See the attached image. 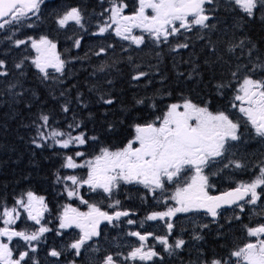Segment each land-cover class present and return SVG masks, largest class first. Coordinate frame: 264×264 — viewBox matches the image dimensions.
Returning a JSON list of instances; mask_svg holds the SVG:
<instances>
[{"label":"snow or ice","instance_id":"snow-or-ice-1","mask_svg":"<svg viewBox=\"0 0 264 264\" xmlns=\"http://www.w3.org/2000/svg\"><path fill=\"white\" fill-rule=\"evenodd\" d=\"M44 3L45 0H0V30L12 33L4 39L17 47L25 44V40L14 39V32L19 31V25L23 24L26 19L35 17L38 21L41 6ZM126 7L123 0H110V7L105 11L110 12L111 15L102 26L98 27V32L94 35L103 34L112 29L117 37L139 47L149 38L157 45L167 44L170 43L169 38L180 35L181 30L191 33L195 29L198 33L196 39L205 41L204 47L207 49L208 58L204 60V65L213 73L219 70L221 74L229 77L216 84L218 94L223 95V90L233 81L237 83L231 108L238 109L244 119L231 118V113L227 110H210V101L196 103L191 98L182 96L179 101L168 104L166 110L161 115L155 116L153 120L134 123L132 125L134 135L123 147L115 149L101 147L96 155L87 159L83 164L76 163L72 156H66L62 167L87 168L86 178L75 175L64 177L57 175L58 181L63 179L72 182L73 187L71 188L65 185L67 195L80 198L81 203L87 205L88 208L85 212L71 205H65L58 218L57 235H62L59 230L72 227L79 229V238L67 245L68 249L74 250L75 256H80L81 250L87 243L101 234L99 228L102 221L113 223L114 220L129 215L128 211H115L109 214L101 210L96 203L84 200L79 191L82 185L89 186L93 191L101 189L111 196L113 189L121 181L142 184L149 191L163 190L165 181L175 183V190L170 197H166L174 201L175 206L168 207L166 211L151 212L146 217L148 221L168 218L165 223L169 235L174 227L171 218L177 213H202L212 218L210 223L218 224V218L224 206H238L240 211H243L245 203L256 204L261 196L257 189L264 186V162H262L259 174L251 182H240L237 187L221 192L219 195L210 194V190L214 187L210 183V177L218 175L224 169L245 167L241 160L234 158L235 153L232 151L234 147L232 142L241 141L246 134V131L241 130L242 127L246 130L250 125L255 136L264 140V54L253 56L258 45L247 36L234 42L237 31L243 30L248 20L257 19V13H259L260 22L264 23V0H138V7L130 15L124 14ZM218 7H223L225 11L240 10L241 15L234 18L231 29H218L217 23L212 22L216 20L214 13ZM82 20L81 10L78 7H72L58 16L56 23L64 28L71 21L83 28ZM27 26L32 27L33 25L28 24ZM135 29L141 30V34H134ZM213 32L218 33L216 40L212 39L211 33ZM221 32L223 35H219ZM189 39L190 37L185 36L186 42L176 43L171 47V51L176 52L178 49L189 48L190 43L187 42ZM28 40L36 53L32 58V64L42 74L43 80L55 81L57 78L51 76L48 69L51 68L56 73L63 74L67 63L57 53L56 43L47 36H41L39 40L28 37ZM80 44V39H76L75 47H80ZM111 47L113 46L108 45V48ZM237 49L241 53L239 56L236 55ZM106 52L107 48L100 47L95 55L99 56ZM241 56H246V63L240 62ZM186 62L193 63L192 61ZM22 64L23 60L16 63L14 67L21 69ZM105 67L102 64L97 71L103 72ZM177 74L184 75V73ZM200 74L199 65L193 63L188 78L191 79L194 75L200 76ZM8 75L6 61L0 59V77ZM20 75H23V72ZM148 75L147 72L137 71L131 76V80L139 81ZM106 83L111 85L112 80L109 79ZM17 86L16 83H9L7 92L14 97H22L23 91H14ZM91 90L98 91L95 86ZM60 96L63 97L64 93L61 92ZM75 99L82 107H87L82 94L78 93ZM97 102L110 106L115 103V98L107 92L98 91ZM145 102L144 98H140L136 99L134 104L140 105ZM69 105L70 102L64 103L61 110L64 113L69 112ZM151 107L155 108V103ZM39 119L42 123L36 125V128L37 137L41 141L51 140L62 148H68L70 144L84 145L89 139L98 140V137H86L82 132L72 136L70 133L50 129L46 133L42 129L48 127L50 116L41 114ZM75 127L79 128L80 124L77 122ZM114 127V123L108 124L109 131H112ZM32 143L37 147L42 146L36 139H33ZM51 146L49 144V147ZM75 155L83 157L85 154L76 152ZM211 169L215 171H210ZM249 196L250 198L245 200V197ZM26 197V201L21 198L16 201V204L20 205L27 212L28 219L35 221L39 227L31 233L12 229L10 225L15 223L19 213L15 208L5 207L2 213L5 226L0 227V237H7L9 242L13 237H20L27 243L28 248L20 251L18 257H14V250L9 243L0 240V264H26L25 258L29 257V253L37 251V246L32 242L41 241L44 233L52 231L41 224V217L47 210L44 197H37L31 191L26 193ZM114 204L119 205L120 201L116 200ZM112 206L109 205V207ZM239 218L238 214L234 217L236 220ZM127 223L135 222L128 220ZM200 227L206 229L209 224H202ZM219 227L222 229L223 225ZM129 235L138 237L141 243L139 247L132 248L128 253V258L149 261L160 255L153 247L144 250V241L153 233L142 235L137 231ZM247 235L255 237V242L249 241L242 247L235 248L227 258L206 260L203 264H233L232 258H235V264H264V238H262L264 237V224L247 227ZM155 239L163 245L164 251L169 255L186 244L182 238H177L174 244L169 243L168 236H156ZM193 239L199 241L203 237L197 233ZM95 250L99 251L98 248ZM48 255L59 259L62 253L56 248H51ZM32 264H40V261L32 258ZM69 264H75V260L70 261ZM101 264H117V261L113 255H106Z\"/></svg>","mask_w":264,"mask_h":264},{"label":"trees","instance_id":"trees-1","mask_svg":"<svg viewBox=\"0 0 264 264\" xmlns=\"http://www.w3.org/2000/svg\"><path fill=\"white\" fill-rule=\"evenodd\" d=\"M123 3L127 5L125 13H132L138 7V0H123ZM109 6L110 0H45L41 6L40 19H26L19 25V31L14 32V39L25 40V44L19 47L4 39L12 34L10 31L0 30V59L6 61L9 73L7 77H0V217L5 206L19 207L16 201L21 198L25 200L28 191L38 195L37 197H44V203L52 204L51 208L57 212L61 203L81 202L80 198L67 195L65 185L71 188L72 182L63 179L58 181L57 175L86 178L87 168H64L62 165L65 157L72 156L76 163L83 164L96 155L101 147H123L134 135V123L153 120L166 110L168 104L179 101L182 96L189 97L196 103L210 101V110H227L231 113V118L235 119L234 115H237L241 120L244 119L237 109L231 108L237 83L233 81L223 90V95L218 94L216 84L229 77L219 70L213 73L204 65V60L208 58L207 49L204 47L205 41L196 39L198 33L195 29L191 33L181 30V34L170 37V43L167 44L157 45L149 38L139 47L117 37L111 30L94 35L105 22V10ZM72 7L81 10L83 28L74 22H69L64 28L56 23L58 16ZM214 15L216 20L212 22L217 23L218 29H231L234 18L241 15V12L239 9L225 11L223 7H218ZM258 17L259 13L257 19L248 20L244 29L237 31L234 40L238 42L241 37L247 36L256 42L258 49L253 54L254 57L264 54V23ZM28 24L33 26L28 27ZM136 34L141 32L137 31ZM41 36L53 40L61 59L67 62L63 74L48 69L50 75L57 78L55 81L43 80L42 74L32 64L34 51L28 37L38 40ZM185 36L190 37L187 41L190 47L171 51L176 43L186 42ZM211 36L216 40L218 33L213 32ZM76 39H80V47H75ZM108 45L113 47L108 48ZM100 47L107 48V52L97 56L95 53ZM240 54L237 49L236 55ZM21 60L22 68L16 69L14 65ZM186 61L199 65L200 76L188 78L193 63ZM240 62L246 63V56H241ZM102 64L106 66L105 70L97 71ZM137 71H144L149 75L139 81H132L131 76ZM21 72L23 75H20ZM109 79L112 80L111 85L106 83ZM9 83H16L18 86L14 91H23V96L8 94ZM93 86L99 92L112 95L115 103L110 106L98 103V91L91 90ZM61 92L64 93L63 97L60 96ZM78 93L82 94L87 103L86 108L77 103L75 98ZM140 98H144L146 102L135 105L134 101ZM69 102L70 111L64 113L61 106ZM153 103L155 108L151 107ZM41 114L50 116L48 127L42 129L46 133L50 129L70 133L72 136L82 132L86 137L95 136L98 140L89 139L84 145L70 144L68 148H62L51 140L41 141L37 137L36 128V125L42 123L39 119ZM77 122L80 124L79 128L75 127ZM109 123L115 125L112 131L108 130ZM69 125L73 127L70 128ZM250 127L248 125L246 130L242 127L241 130L246 131V134L241 141L233 143L232 149L235 159L241 160L245 167L226 170L222 175L224 179L219 178L218 184L221 187L225 183L230 187L239 181H247L246 158L254 160L258 153L251 151L249 146H256L255 151L264 150V145L259 137L252 134ZM33 139L38 140L42 146L33 144ZM49 144L52 146L49 147ZM76 152L85 155L77 157ZM79 191L84 200L101 203L100 196L85 185ZM78 204L77 209L85 205ZM251 208H244L245 212L240 211L239 220L234 219L237 212L233 216L231 209L224 211L222 223L209 224L203 231L202 228L193 226L195 234H200L203 239L197 241L193 237H185L191 239L188 243L192 244L193 250L187 252V249H183L174 255V260L166 262L164 259V264H203L206 260L229 257L230 252L240 247L245 239L243 235L238 236V228L244 226L247 230V227H253L256 222L264 224L261 221L263 210L248 217L246 213ZM220 225H223L222 229ZM229 233L233 235L232 242L228 240Z\"/></svg>","mask_w":264,"mask_h":264},{"label":"flooded vegetation","instance_id":"flooded-vegetation-1","mask_svg":"<svg viewBox=\"0 0 264 264\" xmlns=\"http://www.w3.org/2000/svg\"><path fill=\"white\" fill-rule=\"evenodd\" d=\"M127 14L130 15L131 13ZM234 116V118H239L237 115ZM251 132L255 136L252 130ZM260 141L262 142V145H264V140L260 139ZM232 143L235 144L237 142ZM249 148L251 151L258 153L255 155L254 160H250L249 157L246 158L248 168L245 173L247 181L244 182L246 183L251 182L259 174L261 163L264 162V150L255 151L256 146H249ZM217 167H219V165ZM229 169L230 168L224 169L220 171L218 175L210 177V183L214 185V187L210 190V194L213 195L214 193L224 191L225 189L237 187L240 182H243L239 181L230 187H227V184L225 183L224 186L221 187L220 184H218L219 178L224 179L222 175L226 170ZM210 171H215V169H211ZM186 174L190 175V173ZM181 179H183V177H181ZM141 185L142 184L135 182L124 183L121 181L119 182L118 186L113 189L111 196L101 190L103 193V196L99 195L102 199L101 203L96 202V204L98 203L97 205L101 208V210L107 211L109 214H112L115 211H128L129 215L127 217L122 216L119 220H114L113 223H108L107 221L101 222L99 228L101 234L97 237H94L87 243V245L81 250L80 256H75L74 250L67 248V245L70 242L79 238V229L72 227L69 229L59 230L62 235H57L59 217H57L56 214L58 212L57 210L51 208L52 204L47 205V210L41 217V224L48 227L49 229H52V231L44 233L41 241L32 242L37 246V251L35 253H29V257L25 258L26 264H32V258L40 261V264H69V262L73 260H75V264H101V261L106 255H113L114 259L117 261V264H164L162 248H160L161 244L155 239L156 236H160V225H158V223L151 224L154 222L146 220V217L151 212H162L167 206L172 205L174 207L172 200L166 201L164 197L170 194L169 191L174 190L173 188L176 187V184L165 181L163 189L165 191L162 192H157L159 189L149 191L147 188H141ZM257 191L258 193H261V196L257 200L256 204H244V208L249 209L250 206L252 207L249 210L250 213H246L248 214V217H250L252 213H256V209L259 207H262L261 211L263 210L264 214V186L258 188ZM249 198L250 196L248 199ZM116 200L120 201L119 205L114 204V201ZM109 205L113 206L109 207ZM14 208L19 213V216L16 218L15 223L10 225L12 229L17 231H25L27 233H31L37 229L39 225H37L35 221L28 219V214L22 207ZM232 208H234L231 210L233 216L236 212L239 214L240 210H238V206H234ZM79 210L86 212L88 210L87 205H84ZM190 214L191 213H177L175 216H173L172 222L175 228L180 229L181 226L184 227L187 225L186 223H183V221H191L192 218L190 217ZM223 214L224 209H221V215L218 218L219 223H222ZM200 215L202 216V219L205 221V223L212 224L209 222L211 221L210 217L205 216L202 213H200ZM128 220H133L135 223L128 224ZM3 221V215H1L0 227L5 226ZM261 221L264 223V216H262ZM137 231L142 235L153 233L152 236H148L146 241H144V250L146 251L149 247H153L154 250L160 254L159 256L153 257L152 260L149 261H141L138 258H128V253L132 250V248L140 246L141 242L139 241V238L129 235V233ZM0 240L9 243V246L14 250V257H18L20 251H24L28 248L27 243L20 237H13L11 242L7 240V237H0ZM152 242L154 243L153 246L151 245ZM252 242H255V240ZM51 248H56L62 253L59 259L50 257L48 255V252ZM97 248L99 251L95 250Z\"/></svg>","mask_w":264,"mask_h":264},{"label":"rangeland","instance_id":"rangeland-1","mask_svg":"<svg viewBox=\"0 0 264 264\" xmlns=\"http://www.w3.org/2000/svg\"><path fill=\"white\" fill-rule=\"evenodd\" d=\"M110 7V6H109ZM108 7V8H109ZM125 10V9H124ZM109 14V15H108ZM124 14L126 15L127 13H125L124 12ZM149 14H150V10H149ZM111 15V13L110 12H107V17H106V19H105V21L106 20H108V17ZM71 22V21H70ZM104 24V23H103ZM102 24V25H103ZM102 25H100V26H102ZM109 30H111V32L112 33H114L115 34V32L112 30V29H109ZM137 31H140L141 32V30H139V29H135L134 30V34H136V32ZM136 35H140V34H136ZM39 40V39H38ZM30 44H31V42H30ZM33 51H34V56H33V58L35 57V55H36V53H35V50L33 49ZM58 53V52H57ZM49 69H51V68H49ZM238 86V85H237ZM240 115H241V113H239ZM86 186V188H88L90 191H92V192H99V193H102L101 192V189H96L95 191H93V190H91L90 188H89V186H87V185H85ZM144 187V185H141V188H143ZM145 188V187H144ZM174 190H175V187L173 188ZM174 190H171V191H169L170 192V194H168L167 196H165L164 198H165V200L167 201V200H170V199H166V197H170L171 196V193L174 191ZM162 191H165V190H161V189H159L157 192H162ZM166 195V194H165ZM101 196H103V193L101 194ZM160 197V196H159ZM101 198V197H100ZM27 200V197L25 198V201ZM102 200V199H101ZM173 202V204H174V206H175V202L174 201H172ZM78 203H81V202H73V203H61V204H59V211H58V213L56 214V216L57 217H59V215L63 212V210H64V206L65 205H71V207H73V208H77L76 207V205H80V204H78ZM19 207H21L20 205H19ZM168 207H173L172 205L171 206H167L163 211H166L167 210V208ZM261 209H262V207H259V208H257L256 210L257 211H261ZM256 211V212H257ZM250 213V212H249ZM254 214L255 213H252L251 215L252 216H254ZM190 217L192 218L191 219V221H183V223H186L187 225H185L184 227L183 226H181V228L180 229H176L175 228V226L173 227V229H172V231H171V234L169 235V233H168V229H167V227H166V223H165V220H167V218H165V220H155V221H153L154 223H151V224H156V223H158V225H160V236H168V239H169V243L170 244H174L175 243V240L177 239V238H182V239H184L185 241H186V244L181 248V249H178V250H175V252L172 254V255H169V253H167V252H165L164 251V249H163V245L161 244V247L160 248H162V253H163V257H164V259L166 260V262H169V261H171V260H174V255H176L177 253H179L181 250H183V249H187V252H191L192 250H193V246H192V244L191 243H188V240H191V239H189V238H192L194 235H195V232H194V229H193V226L195 227V226H197V227H199V228H202V227H200L202 224H207V223H205V221L202 219V216L200 215V214H195V213H191L190 214ZM172 219V218H171ZM252 221H254L253 219H252ZM150 222H152V221H150ZM210 222V221H209ZM193 223H195V224H193ZM257 226H259V224L256 222L255 224H254V227H257ZM39 227V226H38ZM38 227H37V229H38ZM202 231H203V228H202ZM205 231V230H204ZM206 232V231H205ZM245 233H247V230H246V227H244V226H242L241 228H238L237 229V234H238V236L239 235H243L244 237H245V239L243 240L244 242L240 245V247H242L243 246V244L244 243H247V242H249V241H253V240H255L256 238H253V237H249V239L246 237V234ZM185 237H189V238H185ZM262 238H264V237H262ZM232 239H233V235L232 234H230L229 233V235H228V240L230 241V242H232ZM170 241H172V242H170ZM251 241V242H252ZM153 242L151 243V245L153 246ZM164 260V261H165ZM165 263V262H164ZM233 264H235V261L233 262Z\"/></svg>","mask_w":264,"mask_h":264},{"label":"water","instance_id":"water-1","mask_svg":"<svg viewBox=\"0 0 264 264\" xmlns=\"http://www.w3.org/2000/svg\"><path fill=\"white\" fill-rule=\"evenodd\" d=\"M235 188V187H234ZM233 188H229V189H226L225 191H229ZM225 191H222V192H225ZM221 192H218V193H214L213 195H219ZM247 199V197H245V200ZM232 206H224L222 209H226V208H231ZM211 218V217H210ZM212 219V218H211ZM103 222V221H102Z\"/></svg>","mask_w":264,"mask_h":264},{"label":"bare ground","instance_id":"bare-ground-1","mask_svg":"<svg viewBox=\"0 0 264 264\" xmlns=\"http://www.w3.org/2000/svg\"><path fill=\"white\" fill-rule=\"evenodd\" d=\"M109 15V14H108ZM107 17V16H106ZM106 19V18H105ZM237 86V85H236ZM77 145V144H76ZM72 149V148H71ZM65 160V159H64ZM69 170V169H68ZM68 173V172H67ZM85 174V173H84ZM66 175V174H65ZM64 175V176H65ZM67 175H69V173L67 174ZM84 176V175H83ZM80 177V176H79ZM64 185V184H63ZM38 196V195H37ZM6 207V206H5ZM1 208V207H0ZM8 208V207H7ZM20 227V226H19Z\"/></svg>","mask_w":264,"mask_h":264}]
</instances>
